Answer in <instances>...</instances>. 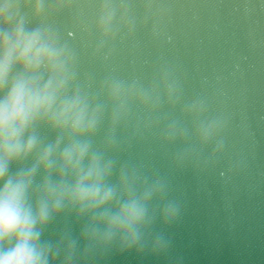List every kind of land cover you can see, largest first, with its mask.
Returning <instances> with one entry per match:
<instances>
[{"label":"clouds","instance_id":"9594fccd","mask_svg":"<svg viewBox=\"0 0 264 264\" xmlns=\"http://www.w3.org/2000/svg\"><path fill=\"white\" fill-rule=\"evenodd\" d=\"M63 5L57 0H0V264H100L109 255L163 256L171 241L155 231L174 224L181 204L169 185L140 167L118 163L117 129L136 108L149 116L181 103L180 88L161 70L147 86L105 79L96 91L77 83L76 57L51 27L39 21ZM113 0H103L97 30L102 39L127 23ZM191 121L160 130L162 142L190 136L201 149L215 144L228 126L204 99L183 104ZM103 135L101 136V132ZM46 132V135L42 134ZM186 152L175 157L178 165ZM242 170V161L228 169ZM71 221V225L68 223ZM54 229V237L45 233ZM74 226L78 234H74Z\"/></svg>","mask_w":264,"mask_h":264},{"label":"water","instance_id":"95a60500","mask_svg":"<svg viewBox=\"0 0 264 264\" xmlns=\"http://www.w3.org/2000/svg\"><path fill=\"white\" fill-rule=\"evenodd\" d=\"M59 2L39 21L29 12V26L51 27L74 52L78 84L96 91L114 78L147 86L168 70L181 93L180 104L154 116L134 108L116 133L118 163L165 179L181 204L174 224L155 226L171 241L169 251L113 253L100 264H264V0H113L117 20L125 15L127 23L108 39L97 30L103 0ZM194 98L228 120L214 160L215 144L201 149L190 136L174 144L160 138L173 120L191 130L182 107ZM180 152L188 154L182 166L175 162ZM237 160L242 170L229 173Z\"/></svg>","mask_w":264,"mask_h":264}]
</instances>
